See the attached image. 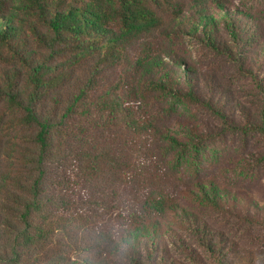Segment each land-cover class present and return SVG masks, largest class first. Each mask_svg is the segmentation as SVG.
Returning a JSON list of instances; mask_svg holds the SVG:
<instances>
[{
    "label": "trees",
    "instance_id": "1",
    "mask_svg": "<svg viewBox=\"0 0 264 264\" xmlns=\"http://www.w3.org/2000/svg\"><path fill=\"white\" fill-rule=\"evenodd\" d=\"M235 1L0 0V264H264L239 186L264 175V0Z\"/></svg>",
    "mask_w": 264,
    "mask_h": 264
},
{
    "label": "rangeland",
    "instance_id": "2",
    "mask_svg": "<svg viewBox=\"0 0 264 264\" xmlns=\"http://www.w3.org/2000/svg\"><path fill=\"white\" fill-rule=\"evenodd\" d=\"M236 0L235 3H238ZM259 9L264 11V2L259 3ZM200 68L203 72L215 77L216 82L232 93L231 99L237 97L243 100L250 94L249 86L246 80H244L236 71L235 67H231L223 62H215V60L206 59L203 57ZM227 181V180H226ZM240 187L247 189L253 198L264 203V175L259 179L245 180L240 179ZM184 264H192L189 261H185Z\"/></svg>",
    "mask_w": 264,
    "mask_h": 264
},
{
    "label": "clouds",
    "instance_id": "3",
    "mask_svg": "<svg viewBox=\"0 0 264 264\" xmlns=\"http://www.w3.org/2000/svg\"><path fill=\"white\" fill-rule=\"evenodd\" d=\"M127 249H128V245L127 244H124V243H120L119 244V249L118 251L120 253H126L127 252Z\"/></svg>",
    "mask_w": 264,
    "mask_h": 264
}]
</instances>
